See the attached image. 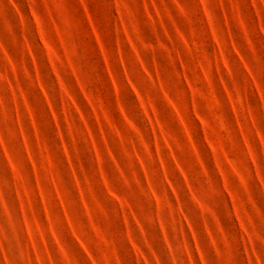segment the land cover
<instances>
[{
    "label": "rangeland",
    "instance_id": "obj_1",
    "mask_svg": "<svg viewBox=\"0 0 264 264\" xmlns=\"http://www.w3.org/2000/svg\"><path fill=\"white\" fill-rule=\"evenodd\" d=\"M0 264H264V0H0Z\"/></svg>",
    "mask_w": 264,
    "mask_h": 264
}]
</instances>
